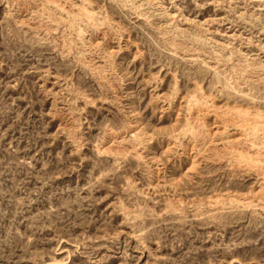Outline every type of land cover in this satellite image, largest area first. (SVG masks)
<instances>
[{
	"label": "rangeland",
	"instance_id": "374dc122",
	"mask_svg": "<svg viewBox=\"0 0 264 264\" xmlns=\"http://www.w3.org/2000/svg\"><path fill=\"white\" fill-rule=\"evenodd\" d=\"M0 264H264V0H0Z\"/></svg>",
	"mask_w": 264,
	"mask_h": 264
}]
</instances>
